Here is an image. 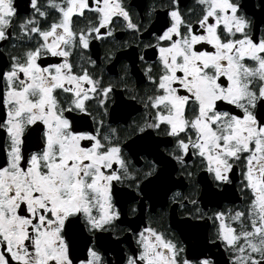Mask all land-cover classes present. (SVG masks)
<instances>
[{"label": "snow or ice", "instance_id": "1", "mask_svg": "<svg viewBox=\"0 0 264 264\" xmlns=\"http://www.w3.org/2000/svg\"><path fill=\"white\" fill-rule=\"evenodd\" d=\"M30 3L33 14L17 27L21 39L36 43L0 68V264H106L95 234L121 216L115 184L131 172L114 130L101 135L76 123L72 114H90L93 99L104 105L112 84L102 85L70 57L111 36L113 18L135 32L141 25L124 0H47L57 15L41 27L49 14L38 0ZM167 9L166 26L155 36L157 70H146L152 89L144 107L151 116L134 131L163 125L174 158L183 164L185 156L199 157L218 187L239 172L244 207L209 219L228 264H264V32H253L239 0H195L187 14L180 0H170ZM16 14L14 0H0V41L8 39ZM74 18L83 26H74ZM49 55L62 62H39ZM81 220L93 234L92 246L85 238V259L74 254ZM136 243L125 264H218L203 254L197 261L184 257L183 246L151 226Z\"/></svg>", "mask_w": 264, "mask_h": 264}, {"label": "flooded vegetation", "instance_id": "2", "mask_svg": "<svg viewBox=\"0 0 264 264\" xmlns=\"http://www.w3.org/2000/svg\"><path fill=\"white\" fill-rule=\"evenodd\" d=\"M239 2L244 14L252 21L253 32L259 36L264 32V0ZM124 3L134 22L141 25V31L128 29L122 18H113L111 36L91 40L88 49H74L70 57L75 66L87 67L90 73L99 77L102 85L112 84L104 105L93 99L89 103L90 114H72L78 117L76 123L82 130L98 128L101 135L109 129L114 130L131 172L123 183L115 184L114 203L121 216L108 231L95 234L98 250L106 264H125L126 257L138 251L136 235L151 226L183 246V256L192 261L201 259L203 254L218 264H228L230 254L215 240L216 222L209 217L215 211L244 207L246 201L245 194L240 191L239 172L231 184L218 187L199 157L185 156L183 164L174 158L173 138L161 134L163 125L160 130L134 131L137 124H143L151 116V110L144 107L146 94L150 95L152 89L146 70L151 67L153 74L157 70L155 36L169 19L166 12L170 0H124ZM14 4L17 14L9 29L10 35L7 40L0 41V68L5 69L11 55H21L36 43V38L31 42L21 39L17 27L22 18L34 12L30 0H14ZM38 5L49 14L46 21L41 20V27H44L57 14L47 6V0H38ZM180 5L187 14L195 0H180ZM86 16L91 18L90 13ZM84 22L74 18V26H83ZM146 44L153 47L146 48ZM62 59L49 55L39 62L60 63ZM89 59L96 61L95 66L88 63ZM58 98L65 101L67 94H59ZM3 115L0 108V116ZM32 150L36 149L29 151ZM3 159L0 155V161ZM153 165L152 175H145ZM189 172L191 176H188ZM80 225L82 236L77 238L74 254L77 259H85V238L88 246H92L93 234L84 228L83 220Z\"/></svg>", "mask_w": 264, "mask_h": 264}]
</instances>
